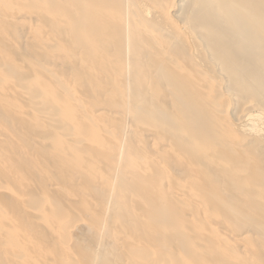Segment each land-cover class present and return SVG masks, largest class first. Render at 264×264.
Here are the masks:
<instances>
[{
	"label": "bare ground",
	"instance_id": "6f19581e",
	"mask_svg": "<svg viewBox=\"0 0 264 264\" xmlns=\"http://www.w3.org/2000/svg\"><path fill=\"white\" fill-rule=\"evenodd\" d=\"M0 264H264V0H0Z\"/></svg>",
	"mask_w": 264,
	"mask_h": 264
}]
</instances>
